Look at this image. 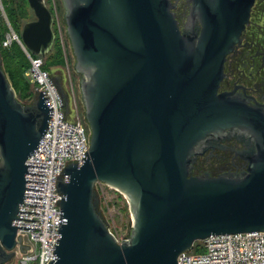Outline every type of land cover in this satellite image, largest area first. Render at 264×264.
<instances>
[{
  "label": "water",
  "instance_id": "water-1",
  "mask_svg": "<svg viewBox=\"0 0 264 264\" xmlns=\"http://www.w3.org/2000/svg\"><path fill=\"white\" fill-rule=\"evenodd\" d=\"M27 2L34 19L20 42L42 56L55 38L54 17L45 0ZM188 2L180 26L171 0H62L89 147L57 182L55 258L47 264H178L210 235L264 232V111L219 91L254 0ZM44 98L40 91L22 104L0 60V264L13 255L17 227L36 228L13 220L31 212L19 210L23 196L39 197L24 188L43 190L25 187L33 180L24 176L42 174L27 172L25 161L47 128ZM229 137L251 145L239 153L246 173L198 170L212 141ZM98 182L128 197L132 224L120 242L97 210Z\"/></svg>",
  "mask_w": 264,
  "mask_h": 264
},
{
  "label": "built area",
  "instance_id": "built-area-1",
  "mask_svg": "<svg viewBox=\"0 0 264 264\" xmlns=\"http://www.w3.org/2000/svg\"><path fill=\"white\" fill-rule=\"evenodd\" d=\"M13 39L18 40L16 34H8L3 45L9 46ZM25 51L30 62L25 76L34 85V94L41 91L47 106L52 108L37 148L25 161L29 164L27 172L42 173H25V180L44 182L25 181V187L43 190L24 188L23 195L39 197L23 196V202L39 205L20 203L19 210L31 212L18 211L16 217L21 219L13 220L14 225L36 228L17 227L12 257L15 264H47L50 258H55L52 252L57 239L61 199L57 182L64 181L63 170L68 163L81 164L89 147V130L80 119L68 118L64 97L51 74L41 69V58ZM197 242L201 250L195 252L193 244L191 249L177 256L178 264H264V232L210 235Z\"/></svg>",
  "mask_w": 264,
  "mask_h": 264
},
{
  "label": "flooded vegetation",
  "instance_id": "flooded-vegetation-1",
  "mask_svg": "<svg viewBox=\"0 0 264 264\" xmlns=\"http://www.w3.org/2000/svg\"><path fill=\"white\" fill-rule=\"evenodd\" d=\"M175 1L173 11L183 26L187 22L190 3L188 0ZM219 91L231 92L264 111V0H254L240 42L226 57ZM250 147L248 142L235 137L212 141L208 154L197 157L195 166L210 176H241L247 171V161L239 153L250 152ZM209 157L215 159L211 162Z\"/></svg>",
  "mask_w": 264,
  "mask_h": 264
},
{
  "label": "rangeland",
  "instance_id": "rangeland-1",
  "mask_svg": "<svg viewBox=\"0 0 264 264\" xmlns=\"http://www.w3.org/2000/svg\"><path fill=\"white\" fill-rule=\"evenodd\" d=\"M172 3L176 4V1L172 0ZM45 4L47 5V7L49 8V10L51 11L54 17L53 29L55 33H57L59 36L60 46L62 48L63 59H64L63 65L52 66L49 68V72L50 74H52L53 79L57 81L58 87L64 96L65 109L68 113V118L80 119L82 122H85L87 125V122L85 120V108L82 101L81 89H80L81 73H79L75 69V57L72 52V48L65 30V23H64L65 10L63 7L62 0H45ZM0 19L3 20V22L6 24L8 28L7 31H5V35L2 40L1 46L3 48H8L10 47L12 42H16L20 45L22 50L25 52L26 57L28 58L25 49L21 45L19 33L12 28L6 17L4 8L1 4V0H0ZM12 33L16 34L18 40L13 39L9 46H4L3 41L5 40V37L8 34L12 35ZM27 52L30 54L29 51ZM41 61L43 64L42 58ZM29 66H30V62H29ZM25 72H24V77L26 78ZM32 92L34 96L33 89ZM17 99L22 104H31L33 101V98L30 100L27 99L20 100L19 98ZM94 191H95L97 210L99 211L103 220L106 222L110 231L118 239H125L126 237H128L132 224V214L129 207L128 197L118 189L102 182L96 183ZM15 263L16 262L14 261L13 257L3 262V264H15Z\"/></svg>",
  "mask_w": 264,
  "mask_h": 264
},
{
  "label": "trees",
  "instance_id": "trees-1",
  "mask_svg": "<svg viewBox=\"0 0 264 264\" xmlns=\"http://www.w3.org/2000/svg\"><path fill=\"white\" fill-rule=\"evenodd\" d=\"M1 4L4 8L6 17L12 26V28L19 33H21V29L23 25L34 19V15L28 5L27 0H1ZM49 9V8H48ZM51 12V11H50ZM54 25V21H53ZM52 25V28H53ZM7 26L0 19V60L2 63V68L13 87L17 98L30 100L33 98L32 89L34 87L25 77L24 72L29 66L28 58L26 57L25 52L22 50L20 45L16 42H12L10 47L3 48L1 46L2 40L5 35V31H7ZM55 38L52 44L51 49L44 55L39 56L33 53H30L32 57H40L43 60V64L41 69L47 71L49 74V68L52 66L63 65V52L60 46V40L57 33H55ZM52 76V74H51ZM53 77V76H52ZM85 127L87 125L83 122ZM195 252H199L201 250L200 242L194 243Z\"/></svg>",
  "mask_w": 264,
  "mask_h": 264
}]
</instances>
